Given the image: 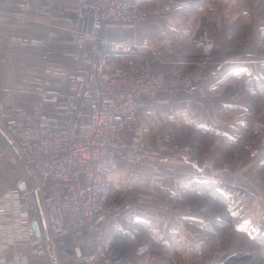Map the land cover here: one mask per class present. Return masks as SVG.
I'll return each instance as SVG.
<instances>
[{"label":"crops","instance_id":"obj_1","mask_svg":"<svg viewBox=\"0 0 264 264\" xmlns=\"http://www.w3.org/2000/svg\"><path fill=\"white\" fill-rule=\"evenodd\" d=\"M30 1L29 20L24 21L19 16L20 0H0V105L9 111L37 103L30 78L47 77L51 90L63 92L68 81L48 75L46 69L75 68V63L63 56L64 49L73 44V30L78 25L75 4L70 0ZM159 1L147 0L144 8L152 9ZM184 1L187 3L181 9L111 33L113 40L147 42L154 67L167 73L193 66L201 53L204 30L210 29L216 41L214 62L199 88L162 92L140 103L148 141H176V134L169 129L186 123L182 127L196 124L212 129L215 142L200 151L198 159L167 154L159 161V174L149 166L123 163L109 174L110 202L118 201L128 190L139 189L170 206L164 210L135 200L125 210L121 228L132 230L130 244L152 247L147 264H220L236 253L242 240L248 250L254 245V234L264 238V156L251 160L246 154H236L237 145L248 150L253 141L245 137L246 118L256 112L249 103L264 96V53L258 49L264 0ZM41 8H48L51 17L41 14ZM13 37L41 38L46 49L22 48ZM259 116L264 118V105ZM256 133L264 144V130L256 129ZM229 139L237 143L230 144ZM222 140L230 144L228 155L220 150ZM130 173L138 174L139 180L131 179ZM9 187L0 188V194ZM204 190L217 199L212 201L213 208L199 201L205 199L204 193L200 194ZM131 218L146 220L147 225L130 228L127 222ZM113 236L108 235L111 242ZM133 248L126 250L127 255ZM258 256L264 264V247ZM52 260L63 264L54 256Z\"/></svg>","mask_w":264,"mask_h":264},{"label":"built area","instance_id":"obj_2","mask_svg":"<svg viewBox=\"0 0 264 264\" xmlns=\"http://www.w3.org/2000/svg\"><path fill=\"white\" fill-rule=\"evenodd\" d=\"M70 1L78 25L63 56L75 68L46 69L48 75L66 79L67 89L53 91L49 78L32 77L28 83L38 94L36 104L13 111L0 105L3 134L32 173V184L22 180L0 194V264H56L53 256L63 264H147L148 243L123 255L121 248L112 250L108 235L121 229L125 210L135 200L164 210L170 206L139 189L110 202L109 174L122 163L149 166L159 174V161L167 154L198 159L190 143L148 141L140 103L162 92L199 88L214 62L216 41L210 29L204 30L193 66L167 73L154 67L147 42L117 41L111 33L166 15L186 1L162 0L148 10L147 0ZM20 6L19 16L29 20L31 1L20 0ZM40 12L52 15L48 8ZM13 40L22 48L46 49L41 38ZM258 49L264 53V28ZM262 146L249 145L248 158L263 157Z\"/></svg>","mask_w":264,"mask_h":264},{"label":"rangeland","instance_id":"obj_3","mask_svg":"<svg viewBox=\"0 0 264 264\" xmlns=\"http://www.w3.org/2000/svg\"><path fill=\"white\" fill-rule=\"evenodd\" d=\"M250 122L254 124L253 118L250 120ZM255 122H257V118L255 119ZM263 122H264V118L259 117L257 124H255L251 129L254 130L262 129L261 123ZM183 124H179V127H177L178 129H169L170 131H173L174 134H176L175 138H177L176 141L179 144L190 143L192 145L191 140L195 139L197 136L200 137V143L202 144L204 143L210 144L212 142H215V140L217 139L216 137L214 138L212 129H208V132H206V130L199 128L193 129L191 125L186 126V128H184L182 127ZM0 129H4L2 122L0 124ZM204 131L206 133H204ZM247 136H250L251 140H253L252 142L250 141L251 142L250 145H252L253 142H260L261 145L263 144L261 140L257 139L258 134L254 131L252 132L250 129L246 133L245 137ZM0 137L3 138L4 144L6 145V149H4L2 144L0 143V188H6L10 186L8 188L10 189L12 187H15L18 184V182L22 180H24L28 184H32V173L29 170V167L25 164V162H23V160L20 157H18V155L15 152L16 149L13 147V145H11V143L7 141L5 134L0 132ZM207 144L205 146L201 145L200 149L194 147L193 145L192 146L198 151V154L200 156L201 152L208 148ZM262 147L264 148V144ZM248 150H249V146H248ZM248 150L247 147L244 146L241 149H236V154H238V156H243L244 154L249 156ZM125 189H127V186L125 187ZM119 195L120 194H118V196Z\"/></svg>","mask_w":264,"mask_h":264},{"label":"trees","instance_id":"obj_4","mask_svg":"<svg viewBox=\"0 0 264 264\" xmlns=\"http://www.w3.org/2000/svg\"><path fill=\"white\" fill-rule=\"evenodd\" d=\"M145 6V5H144ZM178 9H181V7H179ZM262 94L264 95V90H262ZM251 107H253L254 110H256L255 115H250V117H247V127L248 129L246 130H251L252 132H256L254 129H251L255 124H257L258 119H259V114H260V110L262 108V106L264 105V96L263 97H259V98H255L253 99V101L251 103H249ZM253 118V122H250V120ZM257 118V122H255V119ZM193 127V129L195 128H199V129H203L206 130V132H208V127H203L200 125H196V124H192L191 125ZM204 131V133H206ZM213 133V132H212ZM192 145L194 147H197L200 149V146L202 145H206L207 143H200V137H196L195 139H192ZM230 144H236V141H233L232 139L227 140ZM226 140H222V146H220V150L222 153H226V155H228V148L230 146V144L227 142ZM168 142V141H166ZM173 142H177V141H171L168 143H173ZM208 145V144H207ZM237 149H241L242 145H237L236 146ZM203 149V148H202ZM204 193L205 195V199H201L199 201H201V204L204 207L207 208H213V204H215V202L212 204L213 199L217 200L214 196H212L209 193V190H204L201 191L200 194ZM213 193V190L212 192ZM215 193H217V195L220 196L221 192L217 190V192L215 191ZM224 199H226V197H224V195H222ZM212 197V198H211ZM111 201V200H110ZM128 225L130 228H132L134 225H141V226H146V220H142V219H137V218H131L128 222ZM126 223V224H127ZM211 229V228H208ZM132 230L128 229L127 227L125 229L121 228L119 231L114 233V236L112 238V250L116 251L118 248H120V246H122V252L123 255H127L126 250L129 249L130 247H134L132 246V244H130V241L132 240ZM254 237L251 238L252 242H253V247L246 250L244 249V240H242L243 245H241L240 247H238V250L236 251V253H234L233 255L229 256L228 258H226L223 262H221L220 264H234L235 262H244L246 264H260L259 263V256L258 254L263 250L264 247V242L261 241V239H264L263 237H261L260 235L254 234ZM152 248V247H151ZM153 252V251H152Z\"/></svg>","mask_w":264,"mask_h":264},{"label":"water","instance_id":"obj_5","mask_svg":"<svg viewBox=\"0 0 264 264\" xmlns=\"http://www.w3.org/2000/svg\"><path fill=\"white\" fill-rule=\"evenodd\" d=\"M0 143L2 144L3 148L6 149V145L4 144V140L2 137H0ZM26 185L22 184L21 187L24 188Z\"/></svg>","mask_w":264,"mask_h":264}]
</instances>
